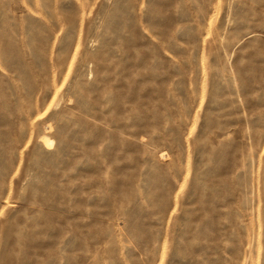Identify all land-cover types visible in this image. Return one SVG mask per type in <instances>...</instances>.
<instances>
[{
  "label": "rangeland",
  "instance_id": "obj_1",
  "mask_svg": "<svg viewBox=\"0 0 264 264\" xmlns=\"http://www.w3.org/2000/svg\"><path fill=\"white\" fill-rule=\"evenodd\" d=\"M0 264H264V0H0Z\"/></svg>",
  "mask_w": 264,
  "mask_h": 264
},
{
  "label": "bare ground",
  "instance_id": "obj_2",
  "mask_svg": "<svg viewBox=\"0 0 264 264\" xmlns=\"http://www.w3.org/2000/svg\"><path fill=\"white\" fill-rule=\"evenodd\" d=\"M42 139H43L44 145H45L46 147H51V146L53 145V143H54L52 140H50V139L47 138V137H43Z\"/></svg>",
  "mask_w": 264,
  "mask_h": 264
}]
</instances>
